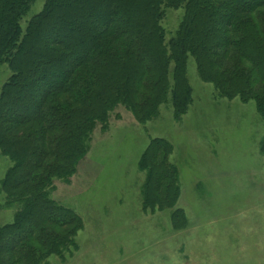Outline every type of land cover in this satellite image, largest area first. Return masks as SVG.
Returning a JSON list of instances; mask_svg holds the SVG:
<instances>
[{
	"label": "trees",
	"instance_id": "1",
	"mask_svg": "<svg viewBox=\"0 0 264 264\" xmlns=\"http://www.w3.org/2000/svg\"><path fill=\"white\" fill-rule=\"evenodd\" d=\"M0 0V150L11 166L1 183L18 206L0 227V264H43L77 248L82 219L50 195L86 157L92 133L122 106L141 124L169 96L180 120L192 102L188 60L225 98L255 102L264 119V0ZM183 19L167 41L165 9ZM264 135V134H263ZM264 156V136L260 143ZM173 147L152 139L139 162L145 208H174L180 193ZM175 225L186 217L173 210Z\"/></svg>",
	"mask_w": 264,
	"mask_h": 264
},
{
	"label": "rangeland",
	"instance_id": "2",
	"mask_svg": "<svg viewBox=\"0 0 264 264\" xmlns=\"http://www.w3.org/2000/svg\"><path fill=\"white\" fill-rule=\"evenodd\" d=\"M45 0H35L23 18L26 27ZM181 8L165 9L160 22L167 41L183 19ZM188 61L193 90L178 120L171 96L157 115L139 123L125 107L111 112L106 129L95 128L86 157L69 180H55L50 195L82 219L77 248L43 264H264V119L254 101L222 97ZM0 64V93L10 77ZM173 147L179 197L174 208H145L146 172L138 165L152 139ZM11 166L0 150V227L18 206L9 205L1 183ZM186 217L175 225L173 210Z\"/></svg>",
	"mask_w": 264,
	"mask_h": 264
}]
</instances>
